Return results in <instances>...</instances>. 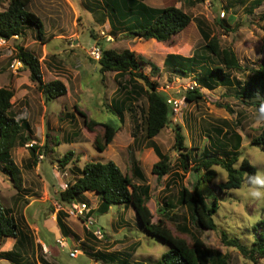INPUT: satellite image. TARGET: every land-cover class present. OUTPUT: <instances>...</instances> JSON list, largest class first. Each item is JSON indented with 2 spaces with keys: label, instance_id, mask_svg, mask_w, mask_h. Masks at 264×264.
<instances>
[{
  "label": "rangeland",
  "instance_id": "1",
  "mask_svg": "<svg viewBox=\"0 0 264 264\" xmlns=\"http://www.w3.org/2000/svg\"><path fill=\"white\" fill-rule=\"evenodd\" d=\"M87 1L92 0H32L29 10L40 16L45 24L43 40H38L35 28L26 30L20 38L15 37L6 42L0 38V85L15 91L13 111L18 118L29 120L32 128L29 143L18 145L12 151L13 159L21 170L20 189L16 188L12 176L0 162V197L3 206L14 207V214L23 230L26 231L32 225L34 245L27 244V257L35 261L37 259V264H43L42 259L47 264H111L110 256L120 263L158 264L170 246L142 228L132 206L126 208L124 204H113L108 212L95 213V218L86 217L88 211L78 215L68 213L65 222L70 229L69 235L64 234L57 224L59 210L63 208L65 212H70L72 206L61 202L60 192L68 184L74 183L86 162L114 160L124 173L131 175L130 161L134 154L146 175V183L151 186V198L147 204L155 222L163 217L162 209L168 210L164 204L168 199L176 206L170 209L167 221L174 234L191 242L190 234L178 229V225H186L212 249L226 254L230 264H255L238 249L226 247L220 232L196 226L187 207L177 204L181 184L193 191L198 175L193 170L185 173L178 166L181 152L175 147V130L177 125L181 126L186 147L182 152L190 150L192 158L204 151L227 154L224 150L232 148L222 147L217 142L223 139L221 135L236 132L242 136V144L239 161L234 166L239 167L241 160L248 158L257 167V175H264V149L253 142L264 126L261 108L237 99L227 87L218 86L212 90L202 88L204 98L198 104L188 102L181 114L172 115V123L155 138L162 151L169 155L173 171L181 170L180 174L184 177L173 178L172 186L166 189L169 181L167 176L159 179L152 173V166L159 158L152 148H148L145 130L141 129L134 140L131 113L121 112L126 106L122 90L125 79L118 80L113 71L101 72L98 60L91 57L89 50L94 45L117 51L130 49L163 67L168 54L190 57L196 49H202L205 42L198 35L195 38L186 37L180 47H172L156 41L144 43L120 34L112 36L109 23L103 24L100 15L92 12ZM145 1L151 6L175 5L182 8L193 17L197 31L201 27L217 37L222 48H232L244 68L255 67L264 61V0ZM7 6L8 0H0V10ZM17 44L36 54L41 62L44 80H62L67 85V94L47 102L38 85L31 80L29 69L12 67L14 60L18 59ZM214 64L215 59L210 67ZM201 70V65H198L195 72L179 76L164 69L158 90L167 97L179 98L187 92L181 86L198 82ZM169 83L174 87L164 89ZM116 104L121 111L113 109ZM75 105L99 122L122 127L105 151H98L94 145L95 136L103 133V127H96L95 132L89 131L75 111ZM142 108H147L146 99H139L135 105L140 120ZM218 129H222L223 134L216 137ZM214 142L216 145L212 144ZM30 144L38 146L41 153L44 152L36 166L30 164ZM68 151H74L75 154L73 160L63 167L60 161ZM214 168L217 171L214 182L202 184L203 194L207 196L209 204L213 197L219 200L220 208L214 219L220 231L250 245L255 237L253 225L264 218V200H257L250 195L260 185L244 183L241 188L223 194L215 184L225 182L228 172L221 166ZM77 203H86L88 209H96L100 199L97 194L87 192ZM89 218L102 228V238L94 233V227L88 229ZM88 230L94 236L87 235ZM64 237L67 245L62 247L57 239ZM13 242L11 239V248ZM6 245L7 241H2L0 251ZM43 245L49 250L46 251ZM74 250H78L77 256L71 255ZM0 264L10 263L0 260ZM259 264H264V258Z\"/></svg>",
  "mask_w": 264,
  "mask_h": 264
},
{
  "label": "trees",
  "instance_id": "2",
  "mask_svg": "<svg viewBox=\"0 0 264 264\" xmlns=\"http://www.w3.org/2000/svg\"><path fill=\"white\" fill-rule=\"evenodd\" d=\"M31 1L8 0L7 8L0 10V38L5 40L15 39L16 36L20 38L24 36L26 30L35 28L38 40H43L45 25L40 16L29 10ZM86 4L92 12L100 15L103 24L109 23L112 36L120 34L144 43L156 41L172 47H180L186 37L195 38L198 35L205 42L202 49H196L190 57L168 54L163 67L130 49L117 51L103 48L102 56L98 60L101 72L113 71L116 72L118 80L125 79L122 90H124L126 106L124 111L118 109L117 104L113 105V109L131 113L134 140L137 139V133L141 129L145 130L146 144L159 158L152 166V173L159 179L167 176L169 181L166 189L172 186L173 178L184 177L180 174L181 170L173 171L174 166L169 155L163 152L155 141L161 131L172 123L173 110L167 101L168 97L158 90L159 79L164 69H168L172 74L188 76L191 72H195L198 65H201V74L197 77L199 87L185 92L187 103L198 104L204 98L201 88L212 90L224 86L233 91L237 99L248 105L255 108L264 105V61L257 63L255 67L244 68L232 48H222L219 39L201 27H199L200 31H197L193 17L182 8L175 5L151 6L145 0H92L87 1ZM17 51V57L23 62L24 67L29 69L31 80L38 85L47 102L67 94V85L62 80L55 79L49 82L44 80L41 62L36 54L19 44ZM213 59L216 60V64L210 67ZM14 95L13 89L0 87V162L10 177L12 176L16 188L20 189L21 170L13 159L12 151L18 145L25 146L29 143L31 135L28 134L29 122L18 119L13 111ZM139 99L147 100V108H142L140 112L141 120L135 109ZM75 111L82 117L84 126L89 131L95 132L96 127H103V133L95 136L94 145L98 151H105L122 127L114 123L99 122L89 117L77 105ZM123 118L122 114L121 121L124 120ZM175 134V147L181 152L178 166L185 173L193 170L198 175L193 191L181 184L177 204L187 207L191 220L196 226L204 230L220 232L222 243L226 247L238 249L246 259L259 264L264 258V218L253 225L255 237L250 245H245L238 238L229 236L223 230L220 231L214 219L220 208L219 200L213 197L209 204L207 196L202 191L203 183L211 184L216 179L215 166H221L228 172L225 182L215 184L223 194L231 189L241 188L244 183H254L250 177L257 176L258 170L248 158H243L239 167L234 166V163L239 161L242 136L236 132L223 134L222 129H218L215 136L219 137L223 134L221 135L223 139L217 143L222 147H231L232 150H224L227 154H222L223 156L204 151L202 154L196 153V158H192L190 150L182 152L186 147L181 126H176ZM253 142L264 149V126ZM212 144L216 145V142ZM45 147L48 148V144ZM30 149V164L36 166L40 155L44 152L41 153L40 148L34 144ZM74 154V151H68L60 161V165L63 167L68 165L73 160ZM130 162L131 175L124 173L114 160L86 162L74 183L68 184L60 192L61 202L71 205L78 202L86 192H94L99 197L100 204L98 208L90 209L86 216L94 218L95 213L108 212L113 204H124L126 208L132 206L142 228L170 246L163 253L158 264H230L226 254L212 249L201 236L193 233L186 225L182 227L178 225V229L190 234L191 242L173 233L167 221L170 217V209L176 206L168 199L164 202L168 210L162 209L163 217L157 222L154 221L152 211L147 204L151 198V186L146 183V175L134 154L131 155ZM67 216L65 210H59L57 220L64 234L69 235L70 229L64 221ZM86 233L94 236L89 230ZM9 237L16 238V243L11 251L0 252V259H6L10 264H37V259L35 261L34 258L27 257L29 237L20 229L13 209L3 206L0 197V242ZM110 257L111 264H140L120 263L116 262L114 257ZM42 261L43 264H47L44 259Z\"/></svg>",
  "mask_w": 264,
  "mask_h": 264
},
{
  "label": "built area",
  "instance_id": "3",
  "mask_svg": "<svg viewBox=\"0 0 264 264\" xmlns=\"http://www.w3.org/2000/svg\"><path fill=\"white\" fill-rule=\"evenodd\" d=\"M2 42H6L5 40H2ZM89 53L91 55V57L95 60H100L101 56H102V49L99 47V46H93L90 50H89ZM23 64L22 62L19 60V59H15L13 64H12V67L13 68H16V69H19L20 67H22ZM197 86V83L194 82V83H188L186 85H182L181 88L184 89V90H189V89H193L194 87ZM165 87V88H164ZM163 88L164 89H169V88H173L174 86L172 85V83H169L167 84L166 86H164ZM168 103L170 104L172 110H173V114H181V111L182 109L184 108V106L186 105V98L185 96H181L179 98H175V97H169L168 98ZM32 145V144H31ZM87 210V205L86 204H73L70 208V212L72 215H78V214H82L84 213V211ZM88 220V219H87ZM89 223H87V227L89 229H91V227H94V233L99 236V237H103V231L100 227H96L95 226V222L93 219L89 218ZM87 221V222H88ZM57 242L61 245V246H65L66 245V240L64 239H58ZM45 250H47V247H45ZM76 251L78 252V250H74V251H71V255L73 256H77V253Z\"/></svg>",
  "mask_w": 264,
  "mask_h": 264
},
{
  "label": "clouds",
  "instance_id": "4",
  "mask_svg": "<svg viewBox=\"0 0 264 264\" xmlns=\"http://www.w3.org/2000/svg\"><path fill=\"white\" fill-rule=\"evenodd\" d=\"M16 38H18V36H16ZM2 40H5V39H2ZM6 41V40H5ZM95 46V45H94ZM91 49V48H90ZM17 59V58H16ZM19 59V58H18ZM20 60V59H19ZM21 61V60H20ZM22 62V61H21ZM164 62V61H163ZM22 64H23V62H22ZM22 67H24V64H23V66ZM21 68V67H20ZM197 83V86L196 87H199V84H198V82H196ZM196 87H194V88H196ZM193 88V89H194ZM189 90H191V89H189ZM201 90H202V88H201ZM188 91V90H187ZM185 96V95H184ZM169 98V97H168ZM186 104H187V101H186ZM186 106V105H185ZM173 112V111H172ZM261 113H264V106H262L261 107ZM174 115V114H173ZM33 145V144H32ZM31 144H30V146H32ZM41 157L43 156V155H40ZM250 179H252L253 180V182H254V184H256V185H260V187H258V188H255V189H253L252 191H251V193H250V195L252 196V197H255L257 200H264V175H257V176H254V177H250ZM76 203V202H75ZM75 203H72L71 205H73V204H75ZM77 204H79L80 205V203H77ZM81 204H83V203H81ZM84 204H86V203H84ZM87 205V204H86ZM61 209H63V208H61ZM89 210L90 209H88V207H87V210H85V211H88L89 212ZM84 211V212H85ZM67 213H69V212H67ZM92 219V218H91ZM95 222V221H94ZM95 226H96V222H95ZM97 227V226H96ZM101 228V227H100ZM89 229V228H88ZM102 229V228H101ZM90 230V229H89ZM58 239H61V238H58ZM57 239V240H58ZM62 239H64V240H66V238L64 237V238H62ZM60 245V244H59ZM66 245H67V240H66ZM65 245V246H66ZM44 246V248L45 247H47L46 245H43ZM65 246H62V247H65ZM49 249H48V247H47V250L46 251H48Z\"/></svg>",
  "mask_w": 264,
  "mask_h": 264
},
{
  "label": "crops",
  "instance_id": "5",
  "mask_svg": "<svg viewBox=\"0 0 264 264\" xmlns=\"http://www.w3.org/2000/svg\"><path fill=\"white\" fill-rule=\"evenodd\" d=\"M101 1V0H100ZM32 2V1H31ZM30 5H31V3H30ZM30 5H29V7H30ZM35 13V12H34ZM107 23V22H106ZM45 25V24H44ZM0 87H4V86H2V85H0ZM14 104V103H13ZM17 116V115H16ZM18 118V117H17ZM18 119H20V120H24L25 118H18ZM25 120H27V119H25ZM28 122H29V120H27ZM29 124H30V122H29ZM31 124H30V130H29V132H28V134H30L31 135ZM115 139V138H114ZM27 145V144H26ZM110 146V145H109ZM88 192H90V191H88ZM87 193V192H86ZM85 193V194H86ZM90 193H94V192H90ZM95 194V193H94ZM19 196H17V198H18ZM17 198H15V200H17ZM8 208H12V209H14V207H8ZM13 213H14V211H13ZM14 216H15V214H14ZM16 217V219H17V221H18V218H17V216H15ZM65 221V220H64ZM18 223H19V221H18ZM66 223V222H65ZM46 224V223H45ZM57 224H58V226H59V228H60V230L62 231V229H61V227H60V225H59V223H58V220H57ZM19 225H20V223H19ZM67 225V224H66ZM68 227V226H67ZM20 229H22L21 228V226H20ZM23 230V229H22ZM31 230H32V225H30L28 228H27V232L25 231V230H23L24 232H25V234L30 238H28V241H27V243H30V244H32V245H34V240H33V238H32V235H31ZM33 232V231H32ZM40 232H41V229H40ZM39 232V233H40ZM64 233V232H63ZM11 239H13L15 242H13V244H12V248L14 247V245H15V243H16V238H12V237H9V238H6V239H4V240H6L7 241V245L5 246V249L4 250H1L0 252H5V251H11ZM4 240H2V241H4ZM1 243V242H0ZM0 260H6V259H0ZM7 262H9L8 260H6Z\"/></svg>",
  "mask_w": 264,
  "mask_h": 264
}]
</instances>
